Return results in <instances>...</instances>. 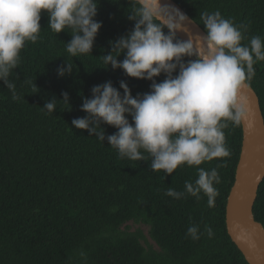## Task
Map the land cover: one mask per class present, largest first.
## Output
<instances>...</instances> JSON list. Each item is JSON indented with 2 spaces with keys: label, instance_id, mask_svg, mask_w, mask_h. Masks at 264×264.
I'll return each instance as SVG.
<instances>
[{
  "label": "trees",
  "instance_id": "1",
  "mask_svg": "<svg viewBox=\"0 0 264 264\" xmlns=\"http://www.w3.org/2000/svg\"><path fill=\"white\" fill-rule=\"evenodd\" d=\"M174 1L203 29L201 12L218 10L225 19L248 25L242 44L252 36L264 38V0ZM129 11L130 0H99L95 19L102 27L91 53L78 57L66 51L69 30L55 33L42 11L40 39L26 42L9 76L18 98L0 81V264H248L225 227L241 124L229 122L223 130L229 157L198 166L210 170L220 165L214 207L202 192L200 200L187 193L180 199L165 195L169 187L184 192L185 181L198 178L195 167L181 165L171 175L153 171L147 153V161L121 158L106 139L101 142L71 124L86 115L80 110L83 98H91L95 85L111 81L120 90L123 80L133 97L150 90L151 81L128 77L110 65L104 68L109 41L134 25L127 19ZM66 62L74 64L72 73L58 77L55 69ZM254 68L250 85L264 117V61ZM155 79L159 83L164 75ZM53 98L57 107L49 113L43 106ZM101 128L106 136L117 131L107 124ZM253 214L264 226V178ZM193 225L204 232L199 240L187 235ZM205 226L213 230L212 238Z\"/></svg>",
  "mask_w": 264,
  "mask_h": 264
},
{
  "label": "clouds",
  "instance_id": "2",
  "mask_svg": "<svg viewBox=\"0 0 264 264\" xmlns=\"http://www.w3.org/2000/svg\"><path fill=\"white\" fill-rule=\"evenodd\" d=\"M98 2L0 0V81L12 91L13 99L18 98L16 85L9 76L18 67L26 42L40 39L41 12L47 13L48 27L55 33L69 30L72 38L65 48L71 57H78L91 53L102 27L95 19ZM130 4L127 19L134 25L126 35L109 41L111 50L102 56L104 68L110 65L128 77L151 81L150 90L133 97L123 80L119 83L122 92L111 81L95 85L91 98H83L80 110L86 115L74 118L71 124L101 142L106 139L121 158L147 161L151 157L153 171L171 175L181 165L195 167L198 178L185 181L184 192L169 187L165 195L180 199L187 193L200 200L202 192L208 206L214 207L220 165L210 170L198 166L231 155L223 130L229 122L239 126L247 117L242 89L255 77L254 65L264 61V38L252 36L247 45L242 44L248 25L225 19L218 10L201 12L204 33L193 37L187 28L192 21L170 0H130ZM178 33L187 38L181 39ZM121 54L124 59L118 61ZM73 65H58L57 76L72 73ZM161 74L164 79L158 83L155 78ZM61 95L68 104V93ZM57 101H46L43 109L53 113ZM101 124L117 131L106 136ZM205 228L212 238L213 230ZM187 235L195 241L204 232L193 225ZM80 256L86 254L81 251Z\"/></svg>",
  "mask_w": 264,
  "mask_h": 264
},
{
  "label": "water",
  "instance_id": "3",
  "mask_svg": "<svg viewBox=\"0 0 264 264\" xmlns=\"http://www.w3.org/2000/svg\"><path fill=\"white\" fill-rule=\"evenodd\" d=\"M170 2L187 14L189 34L204 29L174 0ZM181 39L186 35L178 33ZM247 117L241 122V145L234 180L225 202L226 231L248 264H264V226L254 218L253 204L264 178V117L257 93L249 84L242 89ZM257 177H260L257 182Z\"/></svg>",
  "mask_w": 264,
  "mask_h": 264
}]
</instances>
